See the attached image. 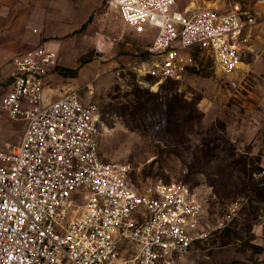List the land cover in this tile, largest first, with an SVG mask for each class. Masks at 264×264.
<instances>
[{"label": "built area", "instance_id": "1", "mask_svg": "<svg viewBox=\"0 0 264 264\" xmlns=\"http://www.w3.org/2000/svg\"><path fill=\"white\" fill-rule=\"evenodd\" d=\"M108 3L136 34H154L138 56L144 74L179 78L189 49L200 48L237 86L254 15L183 10L176 0ZM57 62V51L42 45L17 54L0 100L24 123L20 141L0 148V264H175L208 237L203 201L187 184L140 185L126 164L103 160L97 104L74 91L48 100L46 77ZM238 210L231 205L226 219Z\"/></svg>", "mask_w": 264, "mask_h": 264}, {"label": "rangeland", "instance_id": "2", "mask_svg": "<svg viewBox=\"0 0 264 264\" xmlns=\"http://www.w3.org/2000/svg\"><path fill=\"white\" fill-rule=\"evenodd\" d=\"M176 8L256 17L252 48L234 72L236 87L200 48L189 49L192 62L179 78L144 74L138 61L154 34H136L128 26L138 40L129 38L131 50L121 47V57L83 30L64 36L63 55L72 68L58 56L45 92L58 98L74 91L97 104L103 160L126 164L140 185L187 184L203 201L209 234L185 254L198 260L190 264H235L222 260L256 249L250 226L264 211V0H176ZM23 133L24 123L0 106V148L17 144ZM233 204L239 210L229 221Z\"/></svg>", "mask_w": 264, "mask_h": 264}, {"label": "crops", "instance_id": "3", "mask_svg": "<svg viewBox=\"0 0 264 264\" xmlns=\"http://www.w3.org/2000/svg\"><path fill=\"white\" fill-rule=\"evenodd\" d=\"M81 30L94 40L99 38L100 45L107 44L108 52L119 57L123 55L121 47L131 50L129 38L138 40L108 0H0V98L10 88L14 57L27 49L40 45L55 49L59 62L72 68L63 55V37ZM102 38L107 40L103 42ZM48 78L51 76L46 82ZM48 94V100L56 97L54 91ZM250 233V246L256 249L247 247L246 252L231 255L223 262L264 264V211L250 226ZM197 261L195 256L184 254L176 258L175 264Z\"/></svg>", "mask_w": 264, "mask_h": 264}, {"label": "bare ground", "instance_id": "4", "mask_svg": "<svg viewBox=\"0 0 264 264\" xmlns=\"http://www.w3.org/2000/svg\"><path fill=\"white\" fill-rule=\"evenodd\" d=\"M195 2V1H194ZM191 6H194L195 4L193 2L190 3Z\"/></svg>", "mask_w": 264, "mask_h": 264}]
</instances>
